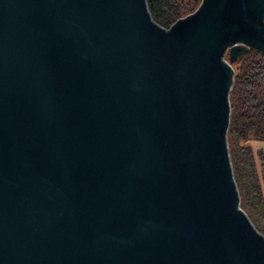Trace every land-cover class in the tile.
I'll return each mask as SVG.
<instances>
[{"label": "water", "instance_id": "95a60500", "mask_svg": "<svg viewBox=\"0 0 264 264\" xmlns=\"http://www.w3.org/2000/svg\"><path fill=\"white\" fill-rule=\"evenodd\" d=\"M264 0H0V264H264L228 145ZM226 56L229 60H226Z\"/></svg>", "mask_w": 264, "mask_h": 264}, {"label": "trees", "instance_id": "16d2710c", "mask_svg": "<svg viewBox=\"0 0 264 264\" xmlns=\"http://www.w3.org/2000/svg\"><path fill=\"white\" fill-rule=\"evenodd\" d=\"M201 3L202 0H148L154 21L166 29L194 13ZM230 103L228 145L241 208L264 235V174L261 179L252 148L244 145L249 141L264 143V54L261 52L250 51L240 58Z\"/></svg>", "mask_w": 264, "mask_h": 264}, {"label": "rangeland", "instance_id": "374dc122", "mask_svg": "<svg viewBox=\"0 0 264 264\" xmlns=\"http://www.w3.org/2000/svg\"><path fill=\"white\" fill-rule=\"evenodd\" d=\"M226 60H229L228 56H226ZM239 60L234 64L235 69H237L238 67ZM244 145L250 146L252 148L255 161H256L257 171H258L259 177L262 179V176L264 174V160L262 158V156L264 155V143L257 142V141H249L247 143H244ZM262 190H263V196H264V187H262Z\"/></svg>", "mask_w": 264, "mask_h": 264}]
</instances>
